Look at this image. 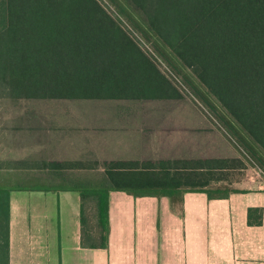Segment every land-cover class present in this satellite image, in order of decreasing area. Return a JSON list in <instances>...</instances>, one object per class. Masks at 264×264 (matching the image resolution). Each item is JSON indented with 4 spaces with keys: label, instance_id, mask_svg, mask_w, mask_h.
<instances>
[{
    "label": "trees",
    "instance_id": "1",
    "mask_svg": "<svg viewBox=\"0 0 264 264\" xmlns=\"http://www.w3.org/2000/svg\"><path fill=\"white\" fill-rule=\"evenodd\" d=\"M187 95L264 172V0H0V98ZM100 165L71 160L49 167ZM244 165L232 158L106 162L98 182L89 178L79 188L83 232L93 218L99 247H108L112 190L173 200L186 191L226 198L236 190L209 188L213 171ZM248 222L261 225L263 209L249 208ZM0 264H10V206L2 193Z\"/></svg>",
    "mask_w": 264,
    "mask_h": 264
},
{
    "label": "crops",
    "instance_id": "2",
    "mask_svg": "<svg viewBox=\"0 0 264 264\" xmlns=\"http://www.w3.org/2000/svg\"><path fill=\"white\" fill-rule=\"evenodd\" d=\"M47 100L70 99L0 98V194L9 199L10 264H264V183L260 178L252 186L237 187L226 198L186 191L182 199L173 200L112 190L109 243L99 247L98 223L92 218L83 232L81 222L79 188L93 179L94 169L57 170L49 165L99 161L94 158L100 139L88 137L89 146L83 136L82 142H69L71 136L63 125L67 116H73L65 110L56 115L29 107V101L43 104ZM79 113L75 115L87 118L97 114ZM190 114L195 112L166 111L157 119L162 145L168 144L167 127H173L171 145L181 149L176 155L185 159L196 155L188 143L194 135L189 130ZM107 140L108 157L103 163L144 159V153L137 158L116 157L115 149L126 146V141L116 135ZM202 140L193 144L202 150L194 159L213 158L212 146ZM251 207L263 209L261 225L249 224Z\"/></svg>",
    "mask_w": 264,
    "mask_h": 264
},
{
    "label": "rangeland",
    "instance_id": "3",
    "mask_svg": "<svg viewBox=\"0 0 264 264\" xmlns=\"http://www.w3.org/2000/svg\"><path fill=\"white\" fill-rule=\"evenodd\" d=\"M163 69L168 72L167 68L163 67ZM29 103L31 104L29 105L30 109H47L50 110L51 114L56 115L65 110L67 115L73 116H67V124L63 125V127H66L68 135L71 136V138H68L69 142H75V140L78 142L83 136L84 141H82L89 146L91 140L86 141L88 137H99V154H96L94 160H99L101 165L93 170V178L101 179L104 176L103 159L108 157L110 141L107 138L109 135H116L124 139L127 144L126 146L119 145L115 149L116 157L137 158L144 153V159L140 161L152 160L157 165L161 160H177V158H180L181 156H177L176 152L180 151L181 153L182 150H177V147L174 148L171 145L173 127L169 126L166 129L167 138L165 142H168V144L162 145L160 142V127L157 125L158 114L166 111L184 112L188 110L190 113L193 110L195 114L189 116V130L194 135L188 143L191 148L190 152L196 155L187 157L190 159L183 157L180 160L199 158L194 156L202 154V150L193 144L194 142L203 141L204 138L205 142L212 146L211 155L213 158L241 159L245 163L244 168L213 171L215 179L209 188L221 191L235 190L239 186H252L254 183H258L256 181L258 178L264 183V172L253 161L241 154L236 145L231 142L230 136L225 133L215 119L203 111L202 106L191 95H187L183 99L170 100H47L43 104H35L34 101H29ZM82 110L97 112V114L94 118L75 115L76 112L81 114L79 112H82ZM68 118L75 120V122ZM56 124L54 122L53 126L56 127ZM142 137L146 139L142 141ZM218 150H221L222 153H218ZM86 175L88 174L85 173L84 176Z\"/></svg>",
    "mask_w": 264,
    "mask_h": 264
}]
</instances>
